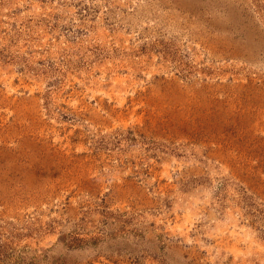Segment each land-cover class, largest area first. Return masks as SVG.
I'll use <instances>...</instances> for the list:
<instances>
[{
    "label": "rangeland",
    "instance_id": "1",
    "mask_svg": "<svg viewBox=\"0 0 264 264\" xmlns=\"http://www.w3.org/2000/svg\"><path fill=\"white\" fill-rule=\"evenodd\" d=\"M0 264H264V0H0Z\"/></svg>",
    "mask_w": 264,
    "mask_h": 264
}]
</instances>
